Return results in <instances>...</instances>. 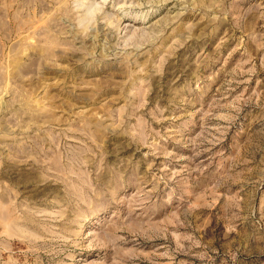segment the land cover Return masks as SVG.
<instances>
[{
    "label": "rangeland",
    "instance_id": "1",
    "mask_svg": "<svg viewBox=\"0 0 264 264\" xmlns=\"http://www.w3.org/2000/svg\"><path fill=\"white\" fill-rule=\"evenodd\" d=\"M0 264H264V0H0Z\"/></svg>",
    "mask_w": 264,
    "mask_h": 264
}]
</instances>
